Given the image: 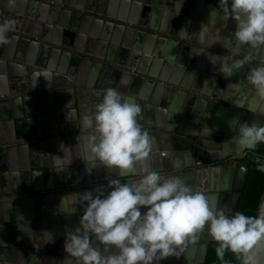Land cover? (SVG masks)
<instances>
[{"label": "crops", "instance_id": "0c3cea01", "mask_svg": "<svg viewBox=\"0 0 264 264\" xmlns=\"http://www.w3.org/2000/svg\"><path fill=\"white\" fill-rule=\"evenodd\" d=\"M53 2V0H12L10 3L9 0H0V23L13 21L6 34L8 40L0 43V50L2 53L15 54L21 59L19 61L5 59L18 63L17 66H20L15 69L17 87H13L0 76V140L8 136H14L16 142L35 140L37 145L33 150L39 162L46 161L53 164L59 160L62 166L68 159H71L73 167L77 165L78 170H81L80 167H84L82 170H85L87 161L84 162L79 157L84 150L85 138L90 130L82 128L79 121L84 114L90 113L95 103L98 102L99 97L96 93L108 87L117 90L119 87L123 88L125 90L118 91L123 96L133 97L141 105L142 127L155 123L157 119V108L152 102V98L156 95L154 87L143 99L139 98L138 92L132 89L133 81L129 80L126 85L120 84L123 71L128 70L125 66L130 64L138 66L142 56L155 57L154 49L148 39L139 32L147 31L149 25L154 22L162 30L173 28L177 21L183 25L184 19H190L187 23V35H193V21L197 19L190 15L191 11L199 8L200 12L210 13L213 8L218 9L219 0H181V4L180 0H68L69 4L66 6ZM51 3L62 9L65 8L66 13L61 15L58 12L54 15ZM42 6L47 7L44 16L41 13ZM18 7H20L19 10L11 9ZM174 8L179 9L180 18L178 20L173 15ZM131 9L138 11L136 21H143L146 26L141 27L137 23L129 24L125 21L126 19L120 18L124 14H126L125 18L128 17L127 13ZM146 9L147 11L143 13ZM43 17H45L44 20ZM51 18L53 21L47 22ZM200 21L202 26L199 25L198 32L202 30L210 37L217 31H220L222 37L230 33L223 27H217L218 25L214 22L209 23L210 20ZM33 40L42 43L45 47L33 50ZM183 41L191 43L190 40ZM212 45L216 47L210 46L209 41L205 40V45L201 46L211 51L227 53L223 49L225 47L223 41L214 42ZM193 49L192 45L190 47L188 45L177 46L175 55L186 57L194 52ZM237 49L252 56L264 57V51L253 52L246 46L239 45ZM83 58H92L111 67L107 71L98 68L94 76L92 72H88L84 78L69 77L67 73L58 71L61 65L70 69L75 67V74L83 71ZM231 58L232 56L229 57L228 63H231ZM49 66L50 69H48ZM146 66H149L148 62ZM160 66L168 72H176V68L165 63L164 60ZM240 70L242 71V68ZM65 77L71 78V81L67 82ZM216 86L217 83L212 85V91L216 89ZM21 134H31V136L19 138ZM174 153L173 155L171 151L163 149L157 157L149 158V163L160 172H163L162 166L167 164H176L183 171L192 168L190 167L192 165H187L190 158L183 150L174 151ZM84 155L86 156V152ZM2 160L5 162H1ZM8 160V153L0 152V167L9 166ZM99 166L103 167V165ZM45 169L44 166L36 169V172L31 168H19L18 171L25 174L24 176L20 174V178L29 180L32 185H43L45 184L43 173ZM3 172L7 171L0 170V186L4 180L11 181V177L5 178ZM80 176L79 178L75 176L74 179L76 181L82 179ZM63 178L64 181L68 180L66 176ZM105 183L107 182L99 181L97 186L105 185ZM88 186L96 185L88 184ZM70 189L71 187H65L60 190L68 195L73 193L69 192ZM109 190V188L104 189L105 194ZM74 191L77 193L78 189ZM59 202L60 198L56 196L47 225L52 228L55 235L60 237L67 231L65 219L81 215L82 208L77 205V212L66 214L59 210ZM37 209L34 205V211L29 213L24 207L19 211V208L15 209L13 205L6 206L5 209L1 206L0 246L3 245L5 239L22 240L28 235H36V227L43 225V216L38 213ZM203 234L201 233V236ZM46 249L49 251L48 264H76L75 260L65 253L63 244L61 246L50 245ZM36 254L37 251L33 256L35 257Z\"/></svg>", "mask_w": 264, "mask_h": 264}, {"label": "clouds", "instance_id": "9594fccd", "mask_svg": "<svg viewBox=\"0 0 264 264\" xmlns=\"http://www.w3.org/2000/svg\"><path fill=\"white\" fill-rule=\"evenodd\" d=\"M213 18L216 23L223 21V27L231 19L234 30L226 37L220 31L210 37L200 30L196 34L201 41L208 40L210 46L223 41L226 48L234 41L253 52L264 51V0H219L209 23ZM12 23H0V43L8 40ZM208 59L219 62L218 71L231 77L252 57L244 55L228 63L225 57L209 53ZM245 78L255 95L249 102L245 94L234 105L264 112V64L250 67ZM233 88L239 91L238 82ZM96 95L99 100L93 110L79 121L90 130L81 157L85 162L86 152V171L103 165L116 178L107 181L106 194L99 186L60 198L59 210L66 214L74 213L77 205L83 209L79 225L65 233V253L76 264H160L170 256L180 258L198 234L205 233L215 242L221 264H231L226 252L238 264H264V201L255 215L242 211L229 215L217 206L215 197L194 189L180 176L153 168L149 163L153 140L140 122L141 105L113 87ZM229 124L236 129L232 143L237 152L264 144V123L232 119ZM256 168L264 172V157L256 156ZM129 176L135 179L122 182Z\"/></svg>", "mask_w": 264, "mask_h": 264}, {"label": "water", "instance_id": "95a60500", "mask_svg": "<svg viewBox=\"0 0 264 264\" xmlns=\"http://www.w3.org/2000/svg\"><path fill=\"white\" fill-rule=\"evenodd\" d=\"M53 1V3H60L63 6L69 4L68 0ZM51 7L54 15L58 12L61 15L66 13L64 12L65 8L62 9L58 5L51 3ZM46 8V6H42L41 13L43 16ZM11 9L19 10L20 7ZM67 10L71 12L70 9ZM173 10L175 12H173V15L178 20L180 18L178 8ZM145 11L147 9L143 10V13ZM128 12V17L125 18L124 15L126 14H124L120 18L122 20L126 19L125 21L129 24L137 23L141 27L146 26L143 21H136L138 11L131 9ZM209 14L208 11L200 12L199 8L191 11L190 15L197 19V21H193V35H187V23L190 19H184L183 25H180L177 21L173 28L162 30L154 22L149 25L147 31H140L139 34L145 36L154 49L153 54L155 57L142 56L138 66L121 64V66L127 67L128 70L123 71V79L120 84L126 85L129 80L133 81L134 86H132V89L138 92L137 96L139 98L143 99L146 98L147 92L154 87L156 95L152 98V102L157 108V119L155 123L143 127L153 140L150 158L157 157L163 149L171 151L173 155L175 154L174 151L183 150L185 155L190 158L187 165H192L190 166L192 168L189 170L183 171L176 164H167L162 166V173L180 176L194 189L202 191L210 198L215 197L217 206L230 214L237 208L249 168V162L244 160V157L246 153L254 150H245L242 153L236 151L235 145L232 143V137L235 135L236 129L234 126H230L229 121L238 119L239 121L264 123V112H250L247 105L244 108H237L233 101L243 100L245 94L249 102L254 97L255 93L245 77L250 67L256 64H264V57L252 56L244 51H238L237 44L234 41L227 49L223 48L227 52L226 54L202 47L201 45H205V40L201 41L196 33L199 25L202 26L200 20H210ZM35 17L37 18V16ZM39 17L41 19V16ZM42 19L44 20L45 17ZM50 21H53L52 18L47 20L51 23ZM212 22L216 23V19L213 18ZM216 24L217 27H223L221 26L223 21L218 20ZM223 28H225V31L229 30L231 32L234 30L235 24L230 19L227 26ZM183 40H190L192 44ZM183 45L184 47L185 45H188V47L192 45L194 52L186 57L175 55L177 46ZM32 47L34 50L45 46L33 40ZM212 47L216 46L212 45ZM209 53L218 57H225L226 62L229 61L230 56H232L231 60L241 58L244 55H250L252 59L244 65L242 71L239 70L231 77H226L218 71L219 62L216 64L210 62L208 59ZM73 58L79 60L75 56ZM5 59L18 61L21 59L15 54L2 53L0 50V76L13 87H17L15 69L20 68V66H17L18 63H12ZM163 60L172 67L174 66L176 72L161 69L160 64L163 63ZM147 62L149 66H146ZM82 64H84V70L81 71L82 75L81 72L75 74V67L70 69L65 65H61L58 71L67 73L69 77L80 76L84 78L88 72H92L94 76V72L98 68L107 71L111 67L92 58H83ZM50 68L49 66L48 69ZM69 77H65L67 82L71 81ZM236 82H238L239 91L233 88V83ZM215 83H217L216 89L212 91V85ZM118 90L123 91L125 89L119 87ZM226 96L229 98L224 99ZM30 136L31 134H21L19 138ZM15 140L14 136H8L0 140V152L6 151L9 156V166H1L0 170L8 172H3L5 178L11 177L10 182L4 180L0 186V207L3 206V209H5L6 206L13 205L15 209L19 208V211L24 207L29 213H32L35 205L38 208V213L43 216V225L36 227V235L34 236L28 235L27 238L22 240H3V245L0 246V264H48L47 255L49 251L46 247L50 245L61 246L65 239V234L59 237L47 225L54 199L56 196L61 198L66 195L60 189L71 187L69 192L73 193H75L76 188L78 189L77 192L91 190L99 187L97 186L99 181L107 182L111 178H116V173L114 171L110 172L104 166L101 168L99 165L91 168L88 172L82 170L84 167H80L81 170H78L77 165L74 167L71 165V159H68L62 166L59 160L53 164L46 161L39 162L33 150L37 145L35 140L29 139L22 142H16ZM79 158L82 159L81 156ZM1 162H5V160ZM44 166L46 167L43 170L45 184L32 185L29 180L20 178V174L21 176L25 174L19 173V168H31L36 172V169ZM79 175L82 179L76 181L74 178ZM63 176H66L68 180L64 181ZM121 179L124 182L123 179H135V177H122ZM88 184L96 186L89 187ZM100 186H103L104 189L108 188L107 183ZM262 201H264V190L256 214ZM82 211L83 209H81ZM75 212H77V208ZM79 217L80 215L75 218H64L67 231H72L78 226ZM209 241L211 239L205 233L202 236L200 233L197 239L188 245L185 253L180 258L170 256L162 260L160 264H205ZM36 251L37 254L34 257L33 254ZM31 252L33 253L31 254Z\"/></svg>", "mask_w": 264, "mask_h": 264}, {"label": "trees", "instance_id": "16d2710c", "mask_svg": "<svg viewBox=\"0 0 264 264\" xmlns=\"http://www.w3.org/2000/svg\"><path fill=\"white\" fill-rule=\"evenodd\" d=\"M264 157V144H258L253 152L246 153L244 160L249 162V168L243 187V192L235 211H242L247 215H255L264 190V172L257 171L256 156ZM233 211V212H235ZM231 212L229 215H231ZM225 259L231 261V264H238L231 253H225ZM205 264H221L215 254V242L209 241Z\"/></svg>", "mask_w": 264, "mask_h": 264}]
</instances>
